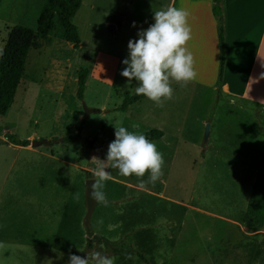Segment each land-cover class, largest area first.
Listing matches in <instances>:
<instances>
[{"label":"rangeland","instance_id":"374dc122","mask_svg":"<svg viewBox=\"0 0 264 264\" xmlns=\"http://www.w3.org/2000/svg\"><path fill=\"white\" fill-rule=\"evenodd\" d=\"M83 1L74 18L79 47L57 36V21L30 51L15 101L0 115V264H68L70 253L93 251L113 257L115 264H264V224L256 228L246 215L259 160H231V152L244 146L237 112L218 86L187 82L162 107L145 97L127 112L117 111L126 95L135 94V79L129 82L121 70L128 41L137 38V16L112 31L125 0H95L96 8L93 0ZM43 5V0H2L0 58L10 30L16 25L35 30ZM82 69L89 74L81 100ZM84 104L98 112L85 118ZM250 110L264 138L261 109ZM115 125L142 133L164 130L169 141H179H170L167 149L154 141L164 155L155 183L147 182V173L138 178L108 169L107 203L97 202L86 228V182L99 159L105 160ZM11 137L51 143L24 147ZM120 242L126 248L116 251Z\"/></svg>","mask_w":264,"mask_h":264},{"label":"crops","instance_id":"0c3cea01","mask_svg":"<svg viewBox=\"0 0 264 264\" xmlns=\"http://www.w3.org/2000/svg\"><path fill=\"white\" fill-rule=\"evenodd\" d=\"M124 2L126 10L124 13L117 14L121 21L119 25L109 26L112 31H117L119 27L126 26L133 14L137 16L133 21L136 22V30L138 31L154 23V10L169 4L188 9L192 38L187 47L194 55L198 76L187 83L193 86L217 88L221 45L218 20L213 14L214 0H125ZM83 5L84 1L81 0V7L75 17ZM92 6L98 7L97 1L93 0ZM224 11L227 53L223 79L218 90L224 97L226 104L237 112L235 119L238 121V135L244 143L241 149L233 150L234 152L232 149L230 150L232 151L231 155H233L231 160L246 161L250 158L259 160L255 175L256 180L264 153V138L260 136V123L256 120L253 121V111L250 110V107L260 108L264 119V0H224ZM209 77L210 80L207 79ZM170 83L175 90L184 82L171 80ZM133 107L135 106H129L127 111ZM161 131L163 132V136L159 139L161 149H167V146L172 145L170 143L172 140L173 142L179 141H177V137L169 141L167 132ZM171 137L173 138V136ZM162 181L165 182L166 180L164 181L162 177ZM252 189L253 186L248 194V202ZM235 192H233V196L230 194L232 203L237 200ZM189 209L197 210L194 207H189ZM255 231L258 233L260 230Z\"/></svg>","mask_w":264,"mask_h":264},{"label":"clouds","instance_id":"9594fccd","mask_svg":"<svg viewBox=\"0 0 264 264\" xmlns=\"http://www.w3.org/2000/svg\"><path fill=\"white\" fill-rule=\"evenodd\" d=\"M189 16L188 9L172 4L154 10V23L139 29L137 38L128 41V55L122 60L125 67L121 75L129 82L135 79V94H143L161 107L164 100L173 97L171 80L188 82L198 76L194 55L187 47L192 38ZM135 24L133 21V26ZM114 136L105 160L99 159L90 179L95 181L90 195L96 202L107 203L103 188L104 182L111 178L108 169H117L122 176L138 178L147 173V182L151 183L163 174L164 155L144 133L115 125ZM145 183V180H139L141 188ZM68 264H115V261L101 251H93L85 256L70 253Z\"/></svg>","mask_w":264,"mask_h":264},{"label":"trees","instance_id":"16d2710c","mask_svg":"<svg viewBox=\"0 0 264 264\" xmlns=\"http://www.w3.org/2000/svg\"><path fill=\"white\" fill-rule=\"evenodd\" d=\"M44 5L37 20V28L34 30L29 27L16 25L14 26L7 37L5 46L0 58V115L5 116L9 112L11 106L15 101V96L22 77L25 73V68L29 53L32 49L40 47V40L47 39L49 35L55 30L56 22L61 26V33L57 36L62 37L65 41L71 43L73 47H79L81 37L77 26L73 19L81 7V0H43ZM2 0H0V5ZM213 14L218 20L219 40L221 45V63L219 71L218 88L220 89L224 64L227 53L226 43V21L224 11V0H214ZM88 70L82 69L79 72V89L78 97L83 99ZM146 96L140 95H126L122 106L118 107L117 111H127L129 106L144 99ZM147 138L155 141L163 136V132L159 129H152L144 133ZM16 145L28 147L30 140L16 139L11 137L10 141ZM64 141L72 142L73 137H66ZM247 216L253 221L255 227H261L264 224V153L261 160V167L257 173L256 180L253 186L251 197L248 203ZM91 235V232H88ZM123 242V241H122ZM120 242L119 249L126 248L124 243ZM107 244L111 242L107 241ZM93 245L88 241L86 249H92ZM130 248V247H129ZM138 256L148 262L147 258L142 254Z\"/></svg>","mask_w":264,"mask_h":264},{"label":"water","instance_id":"95a60500","mask_svg":"<svg viewBox=\"0 0 264 264\" xmlns=\"http://www.w3.org/2000/svg\"><path fill=\"white\" fill-rule=\"evenodd\" d=\"M84 110H85V116H84L85 118H89L93 112H98L97 109L89 108L85 104H84ZM209 134H210V125L207 124L206 130H205V141H208ZM50 143L51 142L48 140L33 141V142H31V146L37 147V146H41L43 144H50ZM90 179H92V178H90ZM90 179H88L86 182L87 212H86V215L84 218V225L86 226V228H88V226H89L90 218H91V216L94 212L95 206L97 204V202L94 199H92V197L90 195L91 191H92L91 185L95 182L94 180H90Z\"/></svg>","mask_w":264,"mask_h":264}]
</instances>
